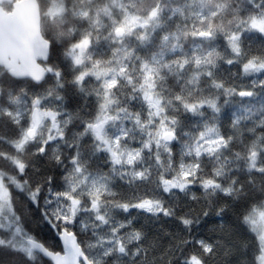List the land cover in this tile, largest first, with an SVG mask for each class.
Returning a JSON list of instances; mask_svg holds the SVG:
<instances>
[{
    "label": "snow or ice",
    "instance_id": "6c2138e0",
    "mask_svg": "<svg viewBox=\"0 0 264 264\" xmlns=\"http://www.w3.org/2000/svg\"><path fill=\"white\" fill-rule=\"evenodd\" d=\"M0 264H264V0H0Z\"/></svg>",
    "mask_w": 264,
    "mask_h": 264
}]
</instances>
